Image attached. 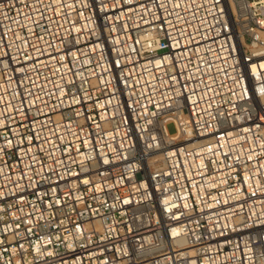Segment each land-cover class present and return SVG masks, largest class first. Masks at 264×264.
Returning a JSON list of instances; mask_svg holds the SVG:
<instances>
[{"label":"built area","instance_id":"built-area-1","mask_svg":"<svg viewBox=\"0 0 264 264\" xmlns=\"http://www.w3.org/2000/svg\"><path fill=\"white\" fill-rule=\"evenodd\" d=\"M262 32L264 0H0V264H264Z\"/></svg>","mask_w":264,"mask_h":264},{"label":"rangeland","instance_id":"rangeland-1","mask_svg":"<svg viewBox=\"0 0 264 264\" xmlns=\"http://www.w3.org/2000/svg\"><path fill=\"white\" fill-rule=\"evenodd\" d=\"M168 130L170 131V132H172L173 131V127H172V125L170 124V125H168Z\"/></svg>","mask_w":264,"mask_h":264},{"label":"bare ground","instance_id":"bare-ground-1","mask_svg":"<svg viewBox=\"0 0 264 264\" xmlns=\"http://www.w3.org/2000/svg\"><path fill=\"white\" fill-rule=\"evenodd\" d=\"M262 35L264 36V32H262Z\"/></svg>","mask_w":264,"mask_h":264}]
</instances>
